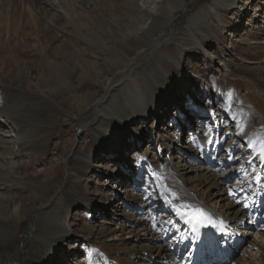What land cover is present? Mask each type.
<instances>
[{
  "label": "bare ground",
  "instance_id": "bare-ground-1",
  "mask_svg": "<svg viewBox=\"0 0 264 264\" xmlns=\"http://www.w3.org/2000/svg\"><path fill=\"white\" fill-rule=\"evenodd\" d=\"M75 1L53 0L51 7L58 12L49 22H56L60 19L59 15H62L65 21L73 22L69 12L74 10L75 6H84L80 5L81 2L74 3ZM103 1L110 3V0ZM131 1L136 17H128L130 25L118 41L120 49H114L116 59H109L111 65L121 70L120 78L108 83L101 99L94 103L91 115L86 118L87 123L98 118L105 119L107 124L113 121L117 130L128 128V124L136 118L129 113H145L146 106H149L150 112L157 108L152 94L155 86L161 81L160 74L166 72L164 63L172 61L179 64L187 50L202 52L209 62L217 60L210 52L209 37L205 28L213 24L214 20L218 21V10L230 0H212L208 7L187 17L178 32L174 14L184 7L185 0H164V4L161 3L163 0L129 2ZM255 1V11L261 7V14L256 15L254 12L253 21L257 23L258 18L264 21V7ZM96 4L98 8L102 6V2L96 1L94 6ZM0 6V27L4 26L7 32L19 31V43L28 49V41L24 39H28L29 32H36L41 26L31 22L21 28L10 25L5 16L9 8L3 7L6 6L3 4ZM160 14L161 20H157ZM91 30L93 31L92 28ZM76 31L80 33L81 29L77 28ZM175 31L177 41L162 47L163 41L173 36ZM90 37L91 35H87L84 39L90 42L101 40L95 36ZM129 39L135 42L134 57L130 59L125 54L127 48H124V41ZM115 41L113 38H105L106 49L113 48ZM230 45L232 49L235 48L234 41ZM60 47L61 45L58 48ZM145 58H152V64H148L144 71L132 74L131 70L140 66ZM224 71L234 80L231 72L225 69ZM70 73L48 72L46 69L43 75L48 79L47 85L55 86ZM183 81H180L181 88L186 90L183 89L182 92L190 91ZM253 84L257 85L256 82ZM28 85L18 83L15 90L0 88V196L4 192L6 196L1 197L3 201L0 205V243L5 244L4 241H7L8 237L15 235L26 224L25 230H20L22 234L16 245H12L11 252L0 257V264H264V108L257 106L256 97L251 99L260 110V117L254 113L255 109L248 104L241 91L236 89L237 97L234 102L239 103V106L235 111L228 113L223 111L225 107L222 109L218 106L217 109L213 108L214 110L210 107L209 111H215L212 119L206 117L204 104L195 100L190 107L185 108L179 102L184 100L185 94L180 99L176 98L179 106L177 109V106H174L171 110L180 109L182 114L185 112L183 119L178 120V127L183 126V131L189 127L193 129V133H189L184 141L191 147L178 145L180 141L176 130L171 135L168 133L167 129L171 126L166 124V113L163 111V114L156 117L157 123L155 122L156 130L161 128L163 133L158 132L157 135L161 155L148 151L146 147L141 148L143 150L139 152V157L149 159L153 165L151 168L137 163L133 164L134 166L130 163L125 165L123 160L126 157L119 150H125L129 145L121 134L111 135L109 140L112 143H107L111 147L115 145L114 152L111 155L108 153L107 161H101L95 166L101 169L114 166L112 184L118 185L121 177L124 193L133 192L136 188L134 185L128 186V181L124 179L125 175L130 173L126 168L131 166L135 170L134 179L145 177L144 182L158 195L152 198L149 194L133 192V202L122 199L123 196L113 195L109 198L107 206H97L94 210L99 216L94 222L97 229L95 232H89L90 238L85 239L89 248L84 250L75 244L77 251L75 247L67 251L58 246L60 242L68 244L71 240H77L70 238V211L78 207L91 209L90 204L94 200L88 193L82 194L78 189L79 181L84 175L68 172L72 185L55 191L52 195L48 186L44 187L45 194L42 193L43 189L42 192H37L32 188L24 202L19 204L14 203V198L12 197V200L7 194L10 188L8 184L17 181L23 183L22 180L27 184L25 176L21 178L17 172L23 168L19 162L23 142L33 146L47 141L46 132L42 128V116L53 103L43 93L29 89ZM66 85L68 83L64 84ZM115 88L119 90L116 95L112 93ZM171 104H175L174 101L169 106ZM212 104L216 105L215 101L211 100L210 105ZM121 112L127 114L119 116ZM108 127L109 125L98 131L92 130L94 138H101ZM219 135L222 137L219 138ZM226 135L231 137L227 144H224ZM143 141L142 145L145 143V140ZM74 153L76 154L75 151ZM84 153L78 154L77 157L74 155L78 159L80 171L87 170V164L95 159L92 151L86 149ZM135 153H138L136 148L132 150L129 158H133ZM110 162H114V165L107 164H111ZM40 197L44 204H39ZM94 202L96 203L95 200ZM150 205L154 207L151 209ZM130 210L137 215L129 214L127 211ZM158 212V222H155ZM198 213L203 215L199 216ZM113 216L120 217L114 219ZM129 224L134 228H128L126 231ZM207 225L215 227L209 230ZM122 232L123 235L120 234ZM106 238L108 240H105L107 243L104 244ZM104 246L110 248L108 252L102 250ZM82 249L84 255L76 257Z\"/></svg>",
  "mask_w": 264,
  "mask_h": 264
},
{
  "label": "rangeland",
  "instance_id": "rangeland-1",
  "mask_svg": "<svg viewBox=\"0 0 264 264\" xmlns=\"http://www.w3.org/2000/svg\"><path fill=\"white\" fill-rule=\"evenodd\" d=\"M52 1L0 0V5L3 4L6 5L3 7L9 8L5 16H7L9 21L7 23L10 25L21 28L26 23L31 22L39 25V27L41 26L36 32H29L27 35L28 39H24V41H28V49H25V46L19 43L17 36L20 33L19 31L7 32L4 26L0 27V88L5 87L8 90H15V86L18 83L29 84V89L43 93L53 103L42 116V128L46 132L47 141L44 144L38 143L33 146L30 143L23 142L24 150L22 149L19 155V162L23 168L18 169L17 172H19L21 178L25 176L26 180H24L27 184L23 180V183L17 181V183L8 184L10 188L7 194L14 198V203L19 204L24 202L32 188L37 192H42L43 189L42 193L45 194L44 187L48 186V190L52 195L55 191L57 192L64 187L72 185L73 182L71 178H68V172L84 175L79 181L78 189L81 190L82 194L88 193L90 197L94 198L96 203L93 200V203L90 204L91 209L89 207H78L70 211L68 219L70 221L69 228L71 229L70 238H76L77 240H74V242L71 240L68 244L60 242L58 247L70 251L74 247L76 249L77 246L74 245L78 244V247H82L85 250L89 248V244L86 242L90 238L88 233L91 231L95 232V229H97V225L94 224L99 216L94 213L97 206H107L109 198L113 195L115 197L123 196L122 199L133 202L135 201V197H131L133 192H136V194H149L148 196L152 198L157 194L152 192L153 190L144 182L145 177L143 179H134L135 170L131 166H128V169L126 168L130 173L124 177L128 181V186L134 185L136 187L130 193H124V189H122L124 187L120 182L121 177L117 183L118 185L112 184L114 166H108L109 170L95 166L101 161H107L109 154L111 155L114 152L115 145L111 147L107 143L108 141L109 143L111 142L109 140L111 135L121 134V137L129 145L128 148L126 146L125 150H119L126 157L123 160L125 165L129 163L130 165H135L137 163L143 167L151 168L153 165L150 164L149 159L144 156L139 157V152L143 150L141 148L146 147L148 151L161 155V149L157 145V135L158 132L163 133L160 131L161 128L158 131L156 130V117L160 116L163 111L164 114L166 113V124L171 126V128L167 129L168 133L171 135L176 130L180 141L178 145L181 144L180 147H191L184 141L187 140L189 133H193V129L189 127L190 130L185 129L183 131V126L178 127L180 124L178 120L183 119L185 112L182 114L179 112L180 109H178L179 111L171 110L174 106H177L175 109L178 108L179 103L175 100L180 99L184 94V100L179 101L182 107H190L197 100L202 105L204 104L203 109H206L204 111L206 117L212 119L215 116V111H209L208 108L210 107L212 109H217L218 106V108L222 109L225 107L223 109L225 113L235 111V108L239 106V103L234 102L237 97L236 89H239L247 99L248 104L253 107V110L255 109L254 113L256 112L257 116H261L260 110L251 98L256 97L257 106L260 105V107L264 108V21L261 18L257 19V23L253 21L255 19L254 12H256L255 0H230L228 3L223 4L222 8L218 10V21L214 20L213 24L205 28V32L209 37L210 52L217 60L209 62L202 52L187 50L179 64L172 61L164 63L166 72L160 74L162 75L161 81L159 85L155 86L152 94L157 108L150 112L149 106H146L147 112L145 113L139 111L129 113L135 115L134 117L136 118L132 123L128 124V128L124 127L117 130L118 128L114 126L115 123L113 121L107 124L105 119L98 118L87 123L86 118L91 115L94 103L101 99L108 83L120 78L119 72L121 70L111 65L109 59H116L114 49H120L118 41L121 40L122 33L130 25L128 17H136L132 1L110 0V3L114 2V5L113 3L106 4L103 0H76L79 3L81 2L80 5L84 6H75V11L71 10L69 12V15L74 19L73 22H67L62 15H59L60 19L50 23V18L58 12L51 7ZM96 1L102 2V6L99 7L100 10L97 6L98 4L94 6ZM211 2L212 0H185L184 7L174 14L177 32L185 24L187 17L198 10L208 7ZM257 2H259V6L264 7V1L257 0ZM161 3L164 4L165 1L163 0ZM260 8H257L256 15L261 14ZM161 14L163 15V13ZM161 14L156 18L157 20H161ZM75 25L81 29L80 33L76 31ZM39 30L41 33H39ZM87 35H91L92 38L95 36L101 40L92 41L94 43L92 46V42L84 39ZM9 38L10 41H8ZM105 38L116 40L113 48L106 49ZM177 39L178 36L175 31L173 36L163 41L162 47L170 46ZM233 41L234 49L230 47ZM124 44V48L128 49H125L127 58L134 57L133 48L135 47V42L129 39L124 41ZM60 45L61 47L58 48ZM152 61V58L143 59L140 66L131 70L132 74L144 71L148 64H152ZM46 69L48 72L71 73L64 80L62 79L57 85L53 86L52 84L47 85L49 83L48 79L43 75ZM224 69L231 72L234 80ZM180 81L186 83L188 85L187 88L191 90L182 92L186 88H181L182 82ZM253 82H256L257 85H254ZM65 83H68L69 86H64ZM48 87L49 89H47ZM112 93L116 95L119 90L115 88ZM143 99L145 100V98ZM211 100L215 101L216 105H210ZM173 101L175 104L169 106ZM120 102L122 103L121 100ZM242 109L241 107L240 110ZM126 114L127 112H121L119 116H125ZM83 125L87 126L84 127ZM107 125H109L108 130L103 133V136L94 138L92 130L98 131ZM83 127L82 133L78 135L77 130ZM221 135H219V138L222 137ZM230 137V135L224 137V144H227ZM139 139L145 140V143L142 145L144 141ZM134 148H136L138 153H135L136 155H133V158H129ZM86 149L93 152L95 159L93 158L87 164V170H81V172L78 168L79 163L76 157L78 154H85ZM95 149H98V151ZM110 163L107 164L114 165V162ZM116 165L119 166L121 164ZM73 178H75L74 175ZM112 185L114 186L111 188ZM39 189L40 191H38ZM93 192L97 194H92ZM107 192L108 196H106ZM4 194L5 192L2 196L6 197ZM2 196H0V205H2L3 201ZM41 203H43V200L40 197L39 204ZM153 207L154 205H150L151 209ZM127 212L137 215L132 210ZM119 217L113 216L114 219ZM155 218V222H158L159 212ZM25 226L26 224L20 229L22 232L25 230ZM156 227L158 226L156 225ZM128 228L134 227L129 224L126 231L129 230ZM20 230L15 235L8 237V242L4 241L5 244L3 242L0 243V257L11 252L12 245H16L17 239L22 234H20ZM126 231L124 230L125 233ZM124 232L120 234L123 235ZM105 240L108 239H104V244L107 243ZM83 249L80 252L78 251L76 257L84 255ZM109 249L105 247L102 250L108 252Z\"/></svg>",
  "mask_w": 264,
  "mask_h": 264
},
{
  "label": "snow or ice",
  "instance_id": "snow-or-ice-1",
  "mask_svg": "<svg viewBox=\"0 0 264 264\" xmlns=\"http://www.w3.org/2000/svg\"><path fill=\"white\" fill-rule=\"evenodd\" d=\"M199 216H202L203 214L202 213H198Z\"/></svg>",
  "mask_w": 264,
  "mask_h": 264
},
{
  "label": "water",
  "instance_id": "water-1",
  "mask_svg": "<svg viewBox=\"0 0 264 264\" xmlns=\"http://www.w3.org/2000/svg\"><path fill=\"white\" fill-rule=\"evenodd\" d=\"M84 129V128H83ZM81 131H82V128H81ZM81 131H78L79 133H81ZM76 143V142H75Z\"/></svg>",
  "mask_w": 264,
  "mask_h": 264
}]
</instances>
